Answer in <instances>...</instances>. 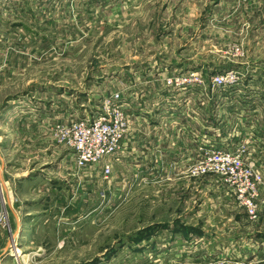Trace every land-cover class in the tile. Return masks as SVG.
<instances>
[{"label":"rangeland","instance_id":"rangeland-1","mask_svg":"<svg viewBox=\"0 0 264 264\" xmlns=\"http://www.w3.org/2000/svg\"><path fill=\"white\" fill-rule=\"evenodd\" d=\"M261 112L264 0L0 1V134L25 160L0 181L30 199L19 235L0 193V264H264V178L220 138ZM72 120L118 121L119 149L80 166L56 131ZM173 127L192 131L177 163Z\"/></svg>","mask_w":264,"mask_h":264},{"label":"crops","instance_id":"crops-1","mask_svg":"<svg viewBox=\"0 0 264 264\" xmlns=\"http://www.w3.org/2000/svg\"><path fill=\"white\" fill-rule=\"evenodd\" d=\"M4 1V0H0ZM190 91L185 92V98H189L190 96L188 95ZM191 95V94H190ZM217 102V101H216ZM13 110V108H12ZM175 113H172L174 115ZM181 114V113H180ZM176 115V114H175ZM182 116V115H181ZM216 117V120L218 123L215 126V123H212L209 126V129L207 131L204 130L206 133H211L213 132L211 129L213 127L219 128L221 124L223 123L219 117L214 115ZM186 117V116H185ZM181 118L180 115L175 117V119L180 122L182 120H186V123L189 122V118ZM238 133L233 136L232 139H230V136L225 137L224 133L221 134L223 137L221 141H227V145L231 146L233 149L238 150L239 148L243 149L244 147V152H243V158L247 163H254L256 167L259 168L260 174L264 178V112L258 113L254 119H238L236 121ZM208 128V127H207ZM221 128L224 129V126H221ZM13 133V134H12ZM169 133L172 137V141L169 143L170 147V152L166 154L167 162H175L177 163L178 160L176 159L178 157V152L181 151L184 153V151H188V146H189V140L186 139L184 141H181V144L178 140V137L184 136L187 137L189 135H192L191 130H186V131H181L176 127H173L169 129ZM194 133V132H193ZM17 133L14 130H11L9 132H5L3 134H0V163L2 164L3 168H17V169H23L25 164L23 159H19L18 157L20 154L15 150V146L18 145V140L14 136H16ZM176 138V139H175ZM193 141L190 140V143ZM174 154V155H173ZM162 162V161H161ZM159 164V162H157ZM163 163V162H162ZM188 163V160L186 161ZM27 171H25L22 175L23 178L26 177ZM18 178V177H17ZM10 187L12 186V182L9 181ZM8 182H4L6 184V205L7 209L9 211V218H10V224H11V229H13L15 232H17L19 235L21 234V231L23 228L26 229L27 232L30 231V199L22 197L20 193L17 191H10L8 187ZM2 186V185H1ZM3 187V186H2ZM3 187V189H5ZM9 190V191H8ZM1 205H0V218L2 216L1 214ZM253 224L255 227H253L252 232L248 233L251 234V240H254L255 242H261L263 244V236L262 232H264V221L261 219H255L253 220L251 218ZM262 221V222H261ZM6 228L5 226L0 223V234L2 232L4 233V238L6 236ZM9 237L7 238L5 247L0 248V251L5 249L8 244H9ZM1 246V244H0ZM2 249V250H1ZM259 255L252 260V262H256L259 258ZM0 260L1 255H0ZM263 260H259V262H262Z\"/></svg>","mask_w":264,"mask_h":264},{"label":"built area","instance_id":"built-area-1","mask_svg":"<svg viewBox=\"0 0 264 264\" xmlns=\"http://www.w3.org/2000/svg\"><path fill=\"white\" fill-rule=\"evenodd\" d=\"M225 81L224 77H220L217 79L215 85L221 88L225 84ZM168 84L171 86L176 85L173 79H168ZM177 85L181 87V84ZM183 86L185 85L183 84ZM56 131L59 142L68 146L75 152L80 166L101 162L116 153L123 137V130L119 126L118 121L115 123H105L103 120H93L91 122L72 120L68 125H58ZM236 152L234 153L235 161L237 166L242 168L244 163L242 159L243 149L239 148ZM228 157H230V155H228ZM254 165V163H251L248 167L252 168ZM246 172V175L254 176L255 184L262 182V176L260 173ZM105 173L107 175L111 173L110 165H106ZM255 184L253 185V188H255ZM2 207H4L2 213H4L6 219L7 214L5 211V204H2ZM257 208L258 206L255 200L248 201V210L252 217H256ZM6 226L12 233V229L7 220Z\"/></svg>","mask_w":264,"mask_h":264},{"label":"bare ground","instance_id":"bare-ground-1","mask_svg":"<svg viewBox=\"0 0 264 264\" xmlns=\"http://www.w3.org/2000/svg\"><path fill=\"white\" fill-rule=\"evenodd\" d=\"M0 187H1V181H0ZM1 194H2V197H3V200H4V203H5V211H6V214H7V205H6V202H5V199H6V195H5V193L3 192V190H2V187H1V192H0ZM6 220H7V222L9 223L10 222V220H8V214H7V218H6ZM10 224V223H9ZM10 227H11V225H10ZM14 237V236H13ZM22 258V257H21Z\"/></svg>","mask_w":264,"mask_h":264}]
</instances>
